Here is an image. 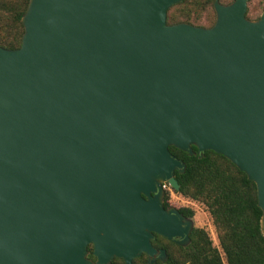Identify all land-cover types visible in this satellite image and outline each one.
Here are the masks:
<instances>
[{
	"label": "water",
	"instance_id": "water-1",
	"mask_svg": "<svg viewBox=\"0 0 264 264\" xmlns=\"http://www.w3.org/2000/svg\"><path fill=\"white\" fill-rule=\"evenodd\" d=\"M180 1L29 0L0 46V264L164 260L153 234L191 229L161 201L170 146L244 172L264 235V13L215 0L210 28L167 24Z\"/></svg>",
	"mask_w": 264,
	"mask_h": 264
},
{
	"label": "trees",
	"instance_id": "trees-1",
	"mask_svg": "<svg viewBox=\"0 0 264 264\" xmlns=\"http://www.w3.org/2000/svg\"><path fill=\"white\" fill-rule=\"evenodd\" d=\"M28 2L0 0V30L9 26L14 28L10 37L0 32L1 47H20L24 32L21 18ZM184 5L182 0L168 10L167 24L190 21L189 14L181 10ZM174 10H178V14H174ZM192 150L194 154L189 155L188 152L169 147L171 154L185 164L183 173L178 170L174 172L179 185L178 193L206 206L217 230L220 248L212 245L203 229L194 228L185 246L163 239L164 243L159 246L165 250V259H157L150 264H264L262 211L258 206L255 183L223 155L207 150L200 157L195 146H192ZM169 206L165 202L164 207ZM179 210L193 217L191 209L179 207ZM169 246L171 249L175 247L179 254L175 256ZM141 259H144L143 264H149L145 254L134 259L133 264ZM113 264L124 263L115 258Z\"/></svg>",
	"mask_w": 264,
	"mask_h": 264
},
{
	"label": "rangeland",
	"instance_id": "rangeland-1",
	"mask_svg": "<svg viewBox=\"0 0 264 264\" xmlns=\"http://www.w3.org/2000/svg\"><path fill=\"white\" fill-rule=\"evenodd\" d=\"M214 1L215 0H184V9L181 10L182 12L189 14L191 19L190 21L177 22L174 24L188 23L197 27L210 28L211 26H213L216 20V14L213 8ZM218 1L221 4L228 5L231 4L234 0ZM172 12L174 14H178V10H174ZM262 13H264V0H247L246 18L248 20L256 21L260 18ZM0 32L1 35L5 37H10L11 34L14 32V28L11 26L4 27L0 30ZM161 184L164 188H167L165 191L163 188V191L167 194L166 198L167 200H169L171 208L177 209L179 207H186L191 209L193 211V217L187 220L190 222L191 227L203 229L209 236L212 245L214 247L220 248L218 241V233L206 206L200 201L193 200L189 197L181 195L180 193L172 189L167 182H161ZM161 201L163 202V197H161ZM163 243L164 241L162 240V244ZM169 248L171 249L170 246ZM171 250L174 252L175 256L179 254L178 250L175 247H173ZM92 256V246H89L87 258L94 262L95 258H92ZM114 259L111 261V264H113ZM143 262L144 259H141L138 260L135 264H143Z\"/></svg>",
	"mask_w": 264,
	"mask_h": 264
},
{
	"label": "flooded vegetation",
	"instance_id": "flooded-vegetation-1",
	"mask_svg": "<svg viewBox=\"0 0 264 264\" xmlns=\"http://www.w3.org/2000/svg\"><path fill=\"white\" fill-rule=\"evenodd\" d=\"M164 188V187H163ZM167 188H164V191L166 190ZM163 191V208L164 209H169V208H171V205L169 206V207H164V205H165V202L166 203H169V200H166L167 198H166V196H167V194H166V192H164ZM177 210H178V213L184 218V219H186V220H188V219H191L192 217H189V216H187V215H185L184 213H182V212H180V210H179V208H177ZM193 229H194V227H191V229H190V231L188 232V234H187V236L188 237H190V234L192 233V231H193ZM163 239H165V240H167L166 238H164V237H162V236H160V235H158V234H153V237H152V239H151V244H152V246L159 252L161 249H163V248H161L159 245L160 244H162V240ZM177 240L179 241V242H182L184 239L183 238H177ZM170 242H172V243H174V244H176V245H178V246H185V245H187L188 243H189V241L185 244V245H181V244H178L177 242H175L174 240H169ZM155 245V246H154ZM155 261L157 260V259H159L158 257H157V255H155ZM148 259H149V262L151 261V259L148 257ZM154 261V262H155Z\"/></svg>",
	"mask_w": 264,
	"mask_h": 264
}]
</instances>
